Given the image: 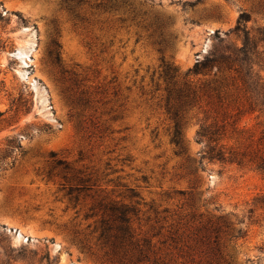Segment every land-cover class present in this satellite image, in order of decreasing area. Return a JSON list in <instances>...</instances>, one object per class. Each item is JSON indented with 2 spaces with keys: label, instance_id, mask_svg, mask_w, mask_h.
I'll use <instances>...</instances> for the list:
<instances>
[{
  "label": "rangeland",
  "instance_id": "374dc122",
  "mask_svg": "<svg viewBox=\"0 0 264 264\" xmlns=\"http://www.w3.org/2000/svg\"><path fill=\"white\" fill-rule=\"evenodd\" d=\"M241 11L264 29V0H0V264H264V172L195 137L218 116L219 145L249 152L264 116L185 75L215 30L241 44L225 35ZM185 84L178 153L166 107Z\"/></svg>",
  "mask_w": 264,
  "mask_h": 264
},
{
  "label": "trees",
  "instance_id": "16d2710c",
  "mask_svg": "<svg viewBox=\"0 0 264 264\" xmlns=\"http://www.w3.org/2000/svg\"><path fill=\"white\" fill-rule=\"evenodd\" d=\"M248 20V13L241 11L235 26L225 32L226 36L233 33L236 37H239L241 39L240 45L224 37H220L218 34L219 30H215L214 34L217 38V43L213 44L212 48L201 58L196 59L193 65L187 69L185 75L205 76L213 72L215 77L211 79L212 81H203L205 83L200 88L202 95H206L209 100L214 99L220 105L221 103L228 104L229 102L237 103L235 98H230V96L235 93L237 94V92H242L244 94L242 96L244 105L240 106V104H237L235 108L236 113H240L242 111L241 108L245 107L250 112L258 111L264 116V83H262L257 71H254L252 68V57H259L260 55L257 47L259 41H264V29L259 31L257 35L251 36L245 24ZM176 72L177 69L173 66L172 74ZM230 72L234 73V78L229 82L227 74ZM169 95H171L170 92ZM196 95V88L192 89L189 85L185 84L184 87H180L175 91L176 103L174 105L168 104V98L166 108L173 119L170 141L174 144L178 153H183L185 150L180 111L183 107L193 103ZM234 116L224 113L221 117L223 119L232 117L233 124L235 123ZM225 126V123H219L217 116L214 122L201 124L196 130V141L206 140V154L208 158L217 159L221 162L236 163L237 165L250 162L253 169L264 172V129L260 131L259 137L255 140L257 143L256 149H251L249 152H236L226 150L222 145H219V140L224 135ZM262 201L264 203V195ZM108 209L115 215V219L121 222L127 221V210L124 208L110 203ZM111 229V225L103 221L100 227V237H106ZM119 229L122 231V236L127 231V228L120 227ZM238 232V235H240V231Z\"/></svg>",
  "mask_w": 264,
  "mask_h": 264
},
{
  "label": "water",
  "instance_id": "95a60500",
  "mask_svg": "<svg viewBox=\"0 0 264 264\" xmlns=\"http://www.w3.org/2000/svg\"><path fill=\"white\" fill-rule=\"evenodd\" d=\"M11 230H13V231L15 232V234L18 233V229H13V228H11Z\"/></svg>",
  "mask_w": 264,
  "mask_h": 264
}]
</instances>
